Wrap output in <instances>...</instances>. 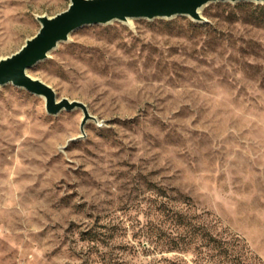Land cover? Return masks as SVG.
<instances>
[{
    "label": "rangeland",
    "instance_id": "374dc122",
    "mask_svg": "<svg viewBox=\"0 0 264 264\" xmlns=\"http://www.w3.org/2000/svg\"><path fill=\"white\" fill-rule=\"evenodd\" d=\"M69 3L0 0V57ZM239 3L264 4L58 42L28 73L86 104L84 133L81 108L0 85V264H264V14Z\"/></svg>",
    "mask_w": 264,
    "mask_h": 264
},
{
    "label": "water",
    "instance_id": "95a60500",
    "mask_svg": "<svg viewBox=\"0 0 264 264\" xmlns=\"http://www.w3.org/2000/svg\"><path fill=\"white\" fill-rule=\"evenodd\" d=\"M255 1L264 0H70L66 9L54 16L41 15L37 19L40 29L27 38L25 44L10 56L0 57V85L11 83L40 95L50 114L73 110L78 107L83 112L80 130L84 133L87 119H96L85 103L57 97L53 87L45 81L28 73V69L47 58L57 47L58 42L69 38L72 31L86 24H101L111 21H127L131 18H161L186 15L197 21H205L201 8L209 2ZM75 140L70 139L68 142Z\"/></svg>",
    "mask_w": 264,
    "mask_h": 264
},
{
    "label": "trees",
    "instance_id": "16d2710c",
    "mask_svg": "<svg viewBox=\"0 0 264 264\" xmlns=\"http://www.w3.org/2000/svg\"><path fill=\"white\" fill-rule=\"evenodd\" d=\"M239 6L241 7H247V8H256V9H260L262 11V13L264 14V4H257V5H254L253 3H250V4H247V3H239L238 4ZM256 22H260L259 19H255ZM179 218L182 220V222H185V223H189L190 221L185 219V218H182L181 216H179ZM215 243H216V248H218V254H219V257L221 258H225V259H233L235 258V256H232L231 254H229L230 252L229 251H226L225 250V247L222 246V243H220L216 238H213L212 239Z\"/></svg>",
    "mask_w": 264,
    "mask_h": 264
}]
</instances>
